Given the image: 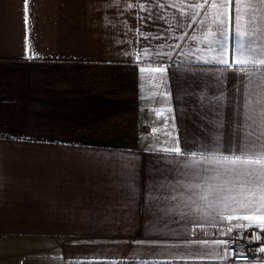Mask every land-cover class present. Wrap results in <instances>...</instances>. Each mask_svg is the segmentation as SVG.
<instances>
[{
  "label": "crops",
  "instance_id": "1",
  "mask_svg": "<svg viewBox=\"0 0 264 264\" xmlns=\"http://www.w3.org/2000/svg\"><path fill=\"white\" fill-rule=\"evenodd\" d=\"M182 2L28 0L26 22L0 0V237L56 245V264H231L250 222L187 186L228 178L194 160L235 144L241 73L197 60Z\"/></svg>",
  "mask_w": 264,
  "mask_h": 264
},
{
  "label": "snow or ice",
  "instance_id": "2",
  "mask_svg": "<svg viewBox=\"0 0 264 264\" xmlns=\"http://www.w3.org/2000/svg\"><path fill=\"white\" fill-rule=\"evenodd\" d=\"M27 3L28 0H25L26 22ZM133 6L134 4L129 5L130 8ZM172 6L178 7L182 15L191 21L188 27L197 23L201 26L199 35L192 37L203 46L196 50L202 53L197 56L198 61L227 65L241 73V101L235 144L215 154L210 148L206 149L211 158L202 152L199 155L203 159L194 160L195 163L207 164L216 171L217 175L213 179L222 176L228 178L220 184H208L207 187L200 183L190 184L187 191L196 189L193 195L204 201L216 197L222 201L237 202L239 208L232 209V212L241 213L251 226L264 232V0H183L180 5ZM140 8L144 10L142 2ZM226 52L231 53V61L226 57ZM155 54L151 49L142 48L137 59H143L146 55L148 59L144 62L154 64L151 57ZM153 71L163 73L165 68L156 66ZM254 85L258 91L254 90ZM254 115L260 118L258 134L253 133L248 124ZM169 151L178 156L191 155L195 158L198 155L188 153L179 145ZM178 163L190 166L185 161ZM208 170L206 167L195 174L198 179L207 180L202 173ZM225 218L231 220L234 216ZM253 235L258 236V233L254 232ZM223 243L231 245L232 241Z\"/></svg>",
  "mask_w": 264,
  "mask_h": 264
},
{
  "label": "rangeland",
  "instance_id": "3",
  "mask_svg": "<svg viewBox=\"0 0 264 264\" xmlns=\"http://www.w3.org/2000/svg\"><path fill=\"white\" fill-rule=\"evenodd\" d=\"M55 247L0 237V264H56Z\"/></svg>",
  "mask_w": 264,
  "mask_h": 264
},
{
  "label": "built area",
  "instance_id": "4",
  "mask_svg": "<svg viewBox=\"0 0 264 264\" xmlns=\"http://www.w3.org/2000/svg\"><path fill=\"white\" fill-rule=\"evenodd\" d=\"M254 232L258 233V236H254ZM227 241H232L231 245L224 246V258L227 263H264V232L258 228L245 227L239 234L228 236Z\"/></svg>",
  "mask_w": 264,
  "mask_h": 264
}]
</instances>
